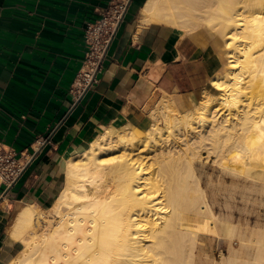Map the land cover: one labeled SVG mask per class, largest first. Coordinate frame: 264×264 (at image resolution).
<instances>
[{
    "label": "bare ground",
    "instance_id": "6f19581e",
    "mask_svg": "<svg viewBox=\"0 0 264 264\" xmlns=\"http://www.w3.org/2000/svg\"><path fill=\"white\" fill-rule=\"evenodd\" d=\"M140 15L205 31L220 43L219 66L191 108L165 93L145 129L109 125L69 155L50 208L15 216L22 248L9 264H264V213L251 224L226 201L215 209L219 194L264 196V0H145ZM201 150L218 173L204 186Z\"/></svg>",
    "mask_w": 264,
    "mask_h": 264
},
{
    "label": "crops",
    "instance_id": "0c3cea01",
    "mask_svg": "<svg viewBox=\"0 0 264 264\" xmlns=\"http://www.w3.org/2000/svg\"><path fill=\"white\" fill-rule=\"evenodd\" d=\"M144 1L0 0V141L24 163L16 183L0 187V264L22 248L10 235L15 216L26 205L50 208L68 157L109 125L145 129L155 97L166 93L188 109L207 87L217 67L209 35L144 24ZM121 2L102 61L93 63L83 28ZM86 70L92 83L85 91Z\"/></svg>",
    "mask_w": 264,
    "mask_h": 264
},
{
    "label": "built area",
    "instance_id": "2783aa9c",
    "mask_svg": "<svg viewBox=\"0 0 264 264\" xmlns=\"http://www.w3.org/2000/svg\"><path fill=\"white\" fill-rule=\"evenodd\" d=\"M124 9L125 3L123 2L103 9L99 11L97 20L87 23L83 28L87 54L93 63L101 59ZM84 77L89 83L92 79L91 72L90 78L86 74ZM22 155L0 141V187L10 189L16 183L24 169V163L21 161Z\"/></svg>",
    "mask_w": 264,
    "mask_h": 264
},
{
    "label": "rangeland",
    "instance_id": "374dc122",
    "mask_svg": "<svg viewBox=\"0 0 264 264\" xmlns=\"http://www.w3.org/2000/svg\"><path fill=\"white\" fill-rule=\"evenodd\" d=\"M204 1H211V0H204ZM205 4V3H204ZM202 9V8H201ZM204 10V9H203ZM198 14H202V12H199L198 11ZM203 15V14H202ZM212 45H213V50H214V57H215V60H216V65L217 67L219 66V62H220V59H219V55H218V52L220 51V43H216L214 41H212ZM92 67V66H91ZM216 67V68H217ZM216 70V69H215ZM214 70V71H215ZM86 71H91V70H86ZM213 71V72H214ZM87 74H90V72H88ZM207 86V85H206ZM159 96L155 97L154 99H158ZM172 98V96H171ZM152 100L151 101V104H150V109H149V112H148V115L150 114V110L152 108V104H154V102L156 100ZM173 99V98H172ZM200 99V96L199 98L197 99V101ZM174 100V99H173ZM196 101V102H197ZM177 104V107L180 108V109H183V107L181 105H179L177 102H175ZM177 108V109H178ZM178 109V110H180ZM181 111V110H180ZM176 115L180 116V113H176ZM160 126L163 125V123L161 121H159L158 123ZM175 138V137H174ZM170 141H174L172 140V137L170 139ZM213 156L212 155H209L206 150H201V160H202V163L203 165H201V163H198L197 164V168L198 170L203 174V177H202V185L204 186L205 183H206V178H207V175L206 174H213L214 176V179H216L217 177V171L216 170H213L212 168V161H213ZM146 159V158H145ZM144 159V160H145ZM143 160V161H144ZM146 164V166L149 168L150 166V169L149 170H152L151 166L153 165V168H154V164H153V161L149 158H147L145 161H144ZM152 164H150V163ZM225 181H226V184L227 185H231L232 183V180L230 178V176H225ZM241 190H236L233 192V195L231 196V198L227 197V196H224L223 194H219L217 196V201L216 204L215 203V209L216 211L218 212L219 211V208H220V205H224L225 201L228 202L231 206V213L233 215V218L235 220H247L248 222H250L251 224H254L256 221H257V212H260L261 214L264 213V205H257V204H253L252 201L254 200V198H257L258 201H262L264 202V196H260V195H250L249 197V200H242V191L240 192ZM223 195V196H222ZM223 197V199H222ZM225 198V199H224ZM229 199V200H227ZM224 201V202H223ZM221 203V204H220Z\"/></svg>",
    "mask_w": 264,
    "mask_h": 264
},
{
    "label": "water",
    "instance_id": "95a60500",
    "mask_svg": "<svg viewBox=\"0 0 264 264\" xmlns=\"http://www.w3.org/2000/svg\"><path fill=\"white\" fill-rule=\"evenodd\" d=\"M102 58H103V56L101 57L100 62L102 61ZM91 83H92V79H91V81L86 85V87H85V91L88 90V88L91 86Z\"/></svg>",
    "mask_w": 264,
    "mask_h": 264
}]
</instances>
